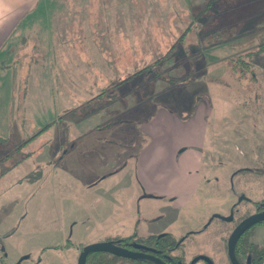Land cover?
I'll return each mask as SVG.
<instances>
[{
	"label": "rangeland",
	"instance_id": "374dc122",
	"mask_svg": "<svg viewBox=\"0 0 264 264\" xmlns=\"http://www.w3.org/2000/svg\"><path fill=\"white\" fill-rule=\"evenodd\" d=\"M246 1L249 3L241 6ZM43 2L35 16L42 44L49 43L50 38L54 44L47 48L49 64L36 65L33 80L26 66L23 73L27 78L23 81L18 80L19 69L15 67L13 82L9 81V72L0 88V108L9 111L0 113V117L8 115L12 119L0 122L1 140H5L0 141V264H77L84 246L108 241L90 233L106 232L110 223L105 216L110 215L111 208L97 206L91 216L83 210H71V204L62 199L64 181L60 172L59 176L54 171L49 174V166L45 168L41 159L46 157V148L56 145V138H66L70 122L78 123L76 130L82 127L86 139L105 137L100 124L106 122L104 117L118 115L116 111L127 98L112 87L122 85L127 78L131 81L134 75V84L139 85L135 95L142 106L156 89L184 88L196 93L198 102H208L213 111L207 120L205 160L200 176L194 178L197 186L192 187L186 206L172 209L170 201L145 194L134 183V189L118 194V211L113 209L111 223L116 235L171 233L180 240L189 231L205 228L213 215H224L239 195L253 201L264 199V56L249 61L240 58L252 64L254 78L247 70L237 72L240 69L235 66L240 55L264 42V33L242 30L243 16L252 15L249 20L256 21L260 0ZM157 60L154 73L144 69ZM69 73L77 85H82V94L61 87L65 85L64 75ZM85 75L88 80L81 84L79 79ZM108 76L113 80L107 81ZM110 88L103 97L100 95L102 89ZM84 95H88L87 103ZM119 98L120 102L113 104ZM186 104L173 102L175 109ZM119 128L113 135L110 131L111 137L119 135L123 130ZM70 133L74 134L73 130ZM106 147L118 145L108 142ZM94 159L106 164L110 155L94 153L87 158L90 162ZM56 164L61 170L63 162ZM130 166L131 162L119 173L121 183L129 181ZM38 168L46 170V175L37 191L33 173ZM47 187L54 194H49ZM75 195L76 204L81 205L84 200L95 204L104 197L100 189ZM43 198L51 203H43ZM203 230L200 235L185 238L180 252L186 264H203L196 261L197 257L227 264L214 224Z\"/></svg>",
	"mask_w": 264,
	"mask_h": 264
},
{
	"label": "crops",
	"instance_id": "0c3cea01",
	"mask_svg": "<svg viewBox=\"0 0 264 264\" xmlns=\"http://www.w3.org/2000/svg\"><path fill=\"white\" fill-rule=\"evenodd\" d=\"M43 1L47 0H0V88L4 85L3 82L7 81L6 75L9 72V81L13 82L15 67L19 69L16 75L18 80L23 81L27 78V74L23 73L26 66L31 74V80H33L36 79L37 68L35 66L47 62L49 64L51 55L47 52V48H50L51 45L54 47V44L51 38L49 43L42 44L39 36L41 28L38 25L37 16H35L41 3L44 6ZM260 1L262 4L259 5L260 10L257 11L259 14H256V21L249 20L253 17L252 15L241 18L244 24L243 32L264 33V0ZM248 3V1L243 2L241 6ZM85 30L86 28H83V31L82 29L80 31L85 32ZM263 44L264 42L254 45L250 47V50ZM261 55L264 56V54ZM63 64L66 65V62L64 61ZM83 73L81 71L79 75L82 76ZM71 77L70 73L68 76L64 75L65 85L61 87L67 88L66 90L69 91L76 89L77 94H82V85H77ZM133 77L134 79L131 81H128L130 79L127 78V81L125 80L126 82L122 84L123 86L116 84L115 88L112 87L113 90L120 91L127 98L122 101L121 110L116 111L118 115L112 119L104 117L106 122L100 124V131L105 134V137L86 139L83 137L85 134L82 127L76 130L78 123L70 122V126L67 128L68 136L56 138V145L53 144L46 148L44 152L46 157L41 159L44 161L45 168L49 166V170L46 169L49 174L54 171L53 174L57 176V172H60L64 181H62L64 192L62 199L68 203V206L71 204V210L74 212L77 209L83 210L87 216H91L93 208L97 206L102 210L111 208L110 215L105 216V221L110 223L106 232L99 235L90 233L92 236L108 239L114 236H123L116 235L114 227L111 226L113 209L118 211L119 192L128 191L130 188L134 189V183L140 189L142 188L145 194L151 196L157 194V198L170 201L172 209L184 208L192 196V187L197 186V179L194 178L200 176L201 164L205 160L207 152L205 147L208 143L207 120L213 111L209 103L205 100L198 102L194 99L197 97L194 95L196 93L184 91V88L177 89V91L162 88L151 92L146 105L142 106V100L139 101L135 95V89L139 86L134 84L136 75ZM74 79L78 80L77 77ZM106 79L107 81L113 80L112 76H108ZM155 79L158 80V78H154L153 81ZM82 80H88L86 75L81 80L79 79V82L81 83ZM7 84L9 86V83ZM102 90L103 93L101 92L100 95L111 88ZM188 97H193V99ZM120 99H116L113 104L120 102ZM84 100V103L89 101L88 95H84ZM173 102L176 104L187 102V104L176 105L175 109ZM107 106L110 105H105V108ZM6 109L0 108V113L7 114L9 111ZM123 112L132 114L127 116ZM10 120L12 119H9L8 115L0 117V122L3 123H8ZM119 127H122L123 130L119 135L111 137V134H114L113 130H120ZM71 130L74 134L70 133ZM110 131H112L111 134ZM108 142L111 143V146L118 145V147L107 148L106 143ZM90 146L92 147L90 148ZM95 146L101 147L95 148ZM94 153L110 155V159L106 160V164L97 159L91 162L87 160L88 156ZM57 161L63 162L61 170L56 167ZM129 162H131L129 169L132 168L131 176L129 181L121 183L118 175L125 170ZM38 169L33 173L37 191L40 188L39 185H43L41 180L46 175L44 173L46 170ZM19 184L21 186L22 181ZM46 189L49 194H54L50 187ZM97 189H100L104 195L102 200L96 202L97 204H89L86 200L83 205L80 202L76 204L75 194L78 192L87 194ZM46 200L51 203L49 199ZM46 200L43 198L42 202L44 203ZM73 202L75 205L72 204ZM53 210L55 214L56 210Z\"/></svg>",
	"mask_w": 264,
	"mask_h": 264
},
{
	"label": "flooded vegetation",
	"instance_id": "af4514ba",
	"mask_svg": "<svg viewBox=\"0 0 264 264\" xmlns=\"http://www.w3.org/2000/svg\"><path fill=\"white\" fill-rule=\"evenodd\" d=\"M241 206L244 208H241ZM262 211H264V199L261 201H253V199H251V197L247 195H239L235 203H231L228 206L227 211L224 213V215H221V214L213 215L210 218L209 223L206 224V227L203 228L206 230L210 225L214 224L217 236H220L222 238L221 242H222V246L224 247L225 256H226L225 260L227 264H231V262L229 261L228 255H227L228 238L232 235L234 230L241 224V222H243L246 218L254 214H258ZM203 229L189 231V233H186L185 235H181L183 237L180 238V240L175 239L174 235L171 233L148 234V235H141L138 233H133L129 235V236H163V235L172 236L174 240L177 242L176 248L173 249L170 253L163 254L162 256L164 258L161 257V253H160L162 252L161 250L156 249L155 247H152V246H148V245H145L144 249H140L137 247L136 248L135 247L126 248V249L133 250V251H140V252H144L145 254L152 255L160 259L165 264L173 263L172 256L179 255L183 259V262H181V264H186L184 257L182 253L180 252L181 247H183V242L185 241V238L187 236H195L197 234L199 235L202 234L204 231ZM238 236L239 237L234 246L235 259L237 260L239 264H250L251 258L247 255V247L250 244H252V245H256L258 248L264 249V218L260 219L258 222L244 229V231L241 232ZM133 239H135V237ZM239 242H241L242 244L239 247L240 249L239 256L243 258L242 262H239L237 259V256L235 255V248H236L237 243ZM242 252H245L246 256L243 257ZM168 259L170 260L169 262H168ZM146 260H149V259H146ZM198 260H202L203 264H224L223 262H217L220 259L216 261V260H213L211 257L210 258L209 257H202V258L197 257L196 261ZM149 261L153 262L152 260H149ZM260 264H264V255H263V258Z\"/></svg>",
	"mask_w": 264,
	"mask_h": 264
},
{
	"label": "trees",
	"instance_id": "16d2710c",
	"mask_svg": "<svg viewBox=\"0 0 264 264\" xmlns=\"http://www.w3.org/2000/svg\"><path fill=\"white\" fill-rule=\"evenodd\" d=\"M264 53V45H259L255 49H251L247 53H244V55H240L237 59L236 67L240 69V71H237L234 69V71L237 72H244L243 70H247L246 73L249 74L251 78H254V71L252 69V64L247 61L240 60V58L247 59L248 61L252 59L256 55H260ZM159 60L155 61L154 63L150 64L148 67L144 68L148 70L149 72H153L152 68L155 64H157ZM141 73V71L139 72ZM156 75V74H154ZM42 130H40L38 133L33 134L31 137H29L25 142H29L33 138H35L39 133H41ZM1 142L5 143V140H1ZM7 142V140H6ZM17 147L21 146V143L16 145ZM135 239H131L134 238ZM130 239V240H128ZM109 243H112L116 246L122 247V248H132L137 247L140 249H144L145 245L155 247L156 249L161 250V257L164 258L162 255L170 253L173 249L176 248L177 242L174 240L172 236L163 235V236H129V237H114L109 238ZM133 242V243H132ZM136 243V244H135ZM135 244V246H133ZM241 242L237 243L235 248V255L237 256V259L239 262L243 261V258L240 255V247ZM239 253V254H238ZM247 255L251 258L250 264H260L264 255V249L258 248L256 245L250 244L247 247ZM242 256H246L245 252H242ZM106 257V258H105ZM109 257V258H107ZM173 263L170 264H181L183 262V259L179 255L172 256ZM118 260V262H116ZM170 260L168 259V262ZM86 264H155L154 262H151L146 259H138V258H120L116 257L107 253H93L90 254L87 258Z\"/></svg>",
	"mask_w": 264,
	"mask_h": 264
},
{
	"label": "water",
	"instance_id": "95a60500",
	"mask_svg": "<svg viewBox=\"0 0 264 264\" xmlns=\"http://www.w3.org/2000/svg\"><path fill=\"white\" fill-rule=\"evenodd\" d=\"M262 218H264V211L246 218L243 222H241V224L234 230L232 235L228 238L227 255L231 264H239L234 256V246L239 237L238 235L243 232L244 229L258 222ZM93 253H107L120 258L149 259L155 262L156 264H165L160 259L152 255L145 254L144 252L140 251H133L126 248H122L109 242L93 243L84 246L81 249L77 258V264H86L88 256Z\"/></svg>",
	"mask_w": 264,
	"mask_h": 264
}]
</instances>
